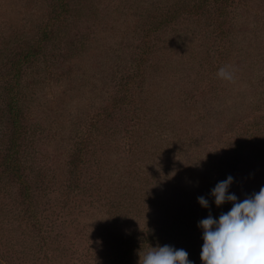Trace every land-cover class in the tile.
<instances>
[{"label": "rangeland", "instance_id": "obj_1", "mask_svg": "<svg viewBox=\"0 0 264 264\" xmlns=\"http://www.w3.org/2000/svg\"><path fill=\"white\" fill-rule=\"evenodd\" d=\"M59 1L0 0V264H201L210 190L264 186V0Z\"/></svg>", "mask_w": 264, "mask_h": 264}, {"label": "clouds", "instance_id": "obj_2", "mask_svg": "<svg viewBox=\"0 0 264 264\" xmlns=\"http://www.w3.org/2000/svg\"><path fill=\"white\" fill-rule=\"evenodd\" d=\"M217 77L234 79L228 67L217 70ZM233 177L227 176L210 190L212 203L220 207L230 203L231 208L218 217L208 215L198 222L202 229L201 264H264V186L243 200L229 191ZM198 204L209 207V200L197 197ZM140 264H193L184 249L169 245L151 247L139 256Z\"/></svg>", "mask_w": 264, "mask_h": 264}, {"label": "trees", "instance_id": "obj_3", "mask_svg": "<svg viewBox=\"0 0 264 264\" xmlns=\"http://www.w3.org/2000/svg\"><path fill=\"white\" fill-rule=\"evenodd\" d=\"M205 1V0H204ZM224 4H227L229 2V0H222ZM59 5H58V10L56 11V13H61V14H68L69 12V4H70V0H60L59 1ZM193 10L197 9V5L196 7H193ZM46 36L47 34H44V39L46 40ZM43 50H45V48L43 46L38 47V49H32L29 48L27 49L21 56V60L19 61V63L16 65L17 67V74H19L20 71V65L22 64H29L35 60L38 59V56L43 52ZM21 62H24L21 64ZM138 76H140V73L138 74ZM18 77V75H17ZM19 78V77H18ZM10 96H11V100H10V109H11V113L14 115V120H13V125L15 126L16 132H19L21 129V123H20V118H21V106H20V98H19V91H18V82L12 86V88L10 89ZM128 101V99L126 100ZM15 140L13 143V149H12V157L14 155H16L19 151L17 149V138L18 136H15ZM14 170H18L19 169V165L17 163L14 162Z\"/></svg>", "mask_w": 264, "mask_h": 264}]
</instances>
